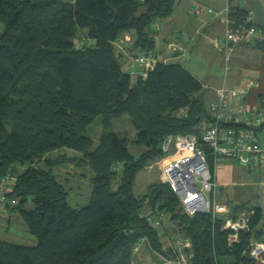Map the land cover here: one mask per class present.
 Returning <instances> with one entry per match:
<instances>
[{
	"label": "trees",
	"instance_id": "trees-1",
	"mask_svg": "<svg viewBox=\"0 0 264 264\" xmlns=\"http://www.w3.org/2000/svg\"><path fill=\"white\" fill-rule=\"evenodd\" d=\"M177 1L0 0V179L31 163L16 174L10 198L19 200L11 209L37 239L36 245L0 239V264H131L144 241L172 260L176 247L164 249L145 218L156 206L168 213L178 239L190 240L193 264H258L250 253L253 241H264L260 207L243 203L229 215L189 216L166 181L134 193L138 173L162 156L164 138L199 135L197 127L213 121L199 96L202 83L182 64L158 62L146 79L123 69L117 41L130 34L133 50L153 51V25L170 17ZM248 15L231 5L232 27L250 26ZM257 46L264 51L263 40ZM124 116L134 140L112 129ZM99 117L104 130L95 144L85 132ZM200 143L214 177L215 154ZM131 145L143 149L139 157ZM59 149L83 155L93 172L85 206L69 204L52 167L35 166ZM242 208L254 213L249 230L232 242L234 232L224 227Z\"/></svg>",
	"mask_w": 264,
	"mask_h": 264
},
{
	"label": "crops",
	"instance_id": "crops-1",
	"mask_svg": "<svg viewBox=\"0 0 264 264\" xmlns=\"http://www.w3.org/2000/svg\"><path fill=\"white\" fill-rule=\"evenodd\" d=\"M231 5L253 13V24L260 34V39L249 36L245 40L234 42L230 52L227 53L216 43L225 40ZM196 6H202L205 9L199 11L195 9ZM208 8L213 12L207 11ZM159 21V23L156 22L158 28L154 26L152 28L155 39L153 52L158 53L159 62L182 64L180 62L182 59L190 58L189 55L195 53L204 59L202 64L190 70L182 65L202 83L203 92L199 96L203 100L208 98L210 105L216 98V90L221 87L235 90L246 87L249 92L243 101L245 107L251 112L264 114V51L257 46V40L264 41V0H178L174 13ZM124 37L132 38L130 34ZM172 47L182 48L184 56H180L178 51ZM123 57L131 59V55L123 54ZM132 68L127 73L131 74L134 79L142 77L141 67ZM251 81H254V85H250ZM206 105L209 106L207 103ZM263 176L264 171L258 167H245L237 160L228 159L215 168L214 178L219 185L215 198L217 201L222 200L230 205L254 204L253 207L258 206L263 211L264 205L261 206L259 202H249L253 198L264 199L262 187L257 186L260 191H256V185L262 182L261 177ZM257 177L261 180L260 182L255 180ZM262 183L264 185V182ZM14 213L16 212H13L12 219L19 216L18 213ZM7 228L6 230H9L11 225ZM160 230L161 236L165 232L161 238L162 242L167 240L170 234L176 232L174 224L169 219L163 223ZM161 256L153 251L148 243L143 242L140 251L134 254L132 262L165 264L162 263L163 256ZM258 264H264V262L258 261Z\"/></svg>",
	"mask_w": 264,
	"mask_h": 264
},
{
	"label": "built area",
	"instance_id": "built-area-1",
	"mask_svg": "<svg viewBox=\"0 0 264 264\" xmlns=\"http://www.w3.org/2000/svg\"><path fill=\"white\" fill-rule=\"evenodd\" d=\"M253 20L254 15L251 12L247 24H252L236 30L228 17L225 40L218 41L216 45L229 53L234 42L245 40L249 36L260 39ZM173 49L178 50L176 47ZM178 53L184 56L181 51ZM136 61L146 65L148 73L157 64V59L147 51L139 52ZM250 85H254V81H251ZM248 92L246 87L237 90L226 87L217 89L216 98L210 105L213 121L200 124L197 127L199 135L196 133L170 135L164 138L160 145L164 156L156 164L161 166L167 182L179 197L184 212L189 216L200 212L216 214L217 211L223 210L215 202L217 182L211 173L207 154L200 140L212 148L217 165L225 160L234 159L242 166L258 167L264 171V114L251 112L245 107L243 101ZM14 172L12 169L0 179L2 215H6L10 207L19 203L18 199L10 198L17 180ZM145 218L152 227L157 228L168 220L169 215L165 210L155 207L145 214ZM224 228L234 232L231 235L232 242L237 241L235 235L239 231H248L247 224L239 228V224H235L233 220L227 221ZM176 245H178L176 257L167 261L173 264H193L194 254L191 251L190 240H178ZM134 251L135 253L139 251V245ZM250 254L257 261L264 262V242L254 241Z\"/></svg>",
	"mask_w": 264,
	"mask_h": 264
},
{
	"label": "rangeland",
	"instance_id": "rangeland-1",
	"mask_svg": "<svg viewBox=\"0 0 264 264\" xmlns=\"http://www.w3.org/2000/svg\"><path fill=\"white\" fill-rule=\"evenodd\" d=\"M195 9L201 11V10H204L205 8L202 6H198V7L196 6ZM206 10L209 12L210 11L213 12V10L209 9V8ZM159 22L160 21H158V23ZM155 24L153 26H154V28L157 29L158 25L157 24L155 25ZM2 30H3V27L0 24V32ZM83 33L84 32H82L81 35H84ZM151 33H152L151 36L153 37V31H151ZM154 33H156V32H154ZM127 38L128 37H124V38L120 39L119 41H117V43H116L117 49L119 50V52L121 51L124 55H127V56L131 55L132 60L129 59L128 57H122L121 58L123 69L125 70V72H128V71H131V69H133L132 67L137 68V69L139 67H141L140 75L142 76V78L146 79L148 76V72H147L148 69H147L146 65L141 64V63L136 61L137 54L139 53V51H136V50L132 51L133 50L132 45L134 43V40H133V38H130V39H127ZM172 49H173V47H172ZM177 51H182V53H184L182 48L178 49ZM150 53H152L153 56L155 57V59H157V54H158L157 52L150 51ZM189 57L190 58L182 59L180 61L189 70L191 68H195L196 66H198L204 62V59L202 57H199L198 55H195V53L190 54ZM158 62L159 61L157 59V63ZM205 102L209 105V99L208 98H205ZM210 105L208 106L209 112H210ZM112 126H113L112 129L114 131H116V132H118L124 136L129 137L131 140L135 139L136 130L132 126L130 119L127 116H124L121 119H115L112 122ZM103 130L104 129H103L102 117L101 118L99 117L91 124V126L85 132V135L88 136L89 138L93 139L94 143L96 144V143H98L99 138H100ZM130 150L134 156L139 157L141 155V152L143 149L140 147L131 145ZM163 156H164V154H162V156L159 157L158 159H156L155 161H152L149 165H147L143 170H141L138 173L137 178H136L135 187H134L135 195H137V196L143 195L147 191L148 186L151 185L152 183L161 182V181L167 182L165 175L162 172V168H160L161 166L156 164V162L160 161ZM83 157H84L83 155H81V154H79L73 150L59 149L57 151H54V152H51V153L44 155V157L40 161L35 162V166L39 167V168L46 169L48 165L50 167H52L53 172L56 175L57 179L65 186V189L68 192L69 204L74 206V207H80V206L87 205L90 201V196H91V191H92L93 172L90 169V167H88L87 163L84 162V160L82 159ZM225 161H223L222 163H220L218 165L223 164ZM30 165H31V163L23 164V165H19L20 166L19 168H12V169H14V171H16V173L14 172V174L18 175L19 173L24 171L26 168H28ZM117 168L120 170L121 165H119ZM256 171L260 172L258 169H256ZM261 179H262V182H264V176L261 177ZM255 180H259L258 182L261 181L258 177ZM215 181L217 182L216 179H215ZM253 181L254 180L252 178V182ZM262 182L258 183L256 185V191H260V188H258L257 186H261L263 191H264V185ZM218 186L219 185L217 182V187H216L215 192L217 191V189H219ZM215 202L218 206H221L223 208L222 211H217L216 214L229 215L231 213L232 207L234 205H230L229 203L226 204V203L222 202V200H221V202L219 200L217 201L216 198H215ZM249 202H252V203L259 202L261 204V206L264 205V199H262L261 197H259L258 199L253 198ZM246 204L248 205L249 203H246ZM249 205L251 207H253L254 204H249ZM181 206H182V204H181ZM156 207H159V206H156ZM182 208H183V206H182ZM152 209H154V208L149 209L148 211H146V213H148L149 211H152ZM252 211L254 213V210H249V209H244V208L238 209L236 212H234L232 214L233 215L232 217L230 216L227 219V221L233 220V222L235 224H239V228L243 224L249 225L251 215L253 214ZM263 211H264V208H263ZM13 212H15V211H13L11 209V207H10V209L6 215H2L0 212V216H1L0 217V239L6 240V241L11 242V243L20 244V245H36L37 239L32 234H30L28 232V230H27L23 220L21 219V217L17 216L16 219L15 218L12 219ZM14 214H16V213H14ZM8 225H11V228L9 230H6V229H8L7 228ZM162 227H163V224L161 226L155 228V229H158L159 232H161L160 229H162ZM248 230H249V226H248ZM175 233L176 232L170 234L168 236V239L163 241V248L164 249L168 250V248H170V247H176V249L178 250V245H176V242L180 239H178V236L175 235ZM164 235H165V232L162 234L161 238H163ZM235 238L238 239V235H235ZM144 242L148 243L147 241H144ZM261 242H264V241H261ZM138 245H139V251H140L141 243ZM148 246L150 247L149 244H148ZM161 261H162V263H165V264H173V263H169V261H167V259L164 257L161 258ZM133 262H131V264H136V262H134V263ZM141 263H145V262L141 261L140 263H137V264H141ZM145 264H148V263H145Z\"/></svg>",
	"mask_w": 264,
	"mask_h": 264
},
{
	"label": "bare ground",
	"instance_id": "bare-ground-1",
	"mask_svg": "<svg viewBox=\"0 0 264 264\" xmlns=\"http://www.w3.org/2000/svg\"><path fill=\"white\" fill-rule=\"evenodd\" d=\"M197 130V129H196ZM149 209V208H148Z\"/></svg>",
	"mask_w": 264,
	"mask_h": 264
}]
</instances>
